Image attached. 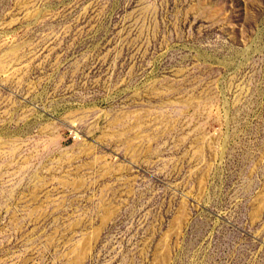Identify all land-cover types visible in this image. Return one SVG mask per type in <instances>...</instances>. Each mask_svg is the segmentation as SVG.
I'll list each match as a JSON object with an SVG mask.
<instances>
[{"label": "rangeland", "instance_id": "rangeland-1", "mask_svg": "<svg viewBox=\"0 0 264 264\" xmlns=\"http://www.w3.org/2000/svg\"><path fill=\"white\" fill-rule=\"evenodd\" d=\"M0 264H264V0H0Z\"/></svg>", "mask_w": 264, "mask_h": 264}]
</instances>
